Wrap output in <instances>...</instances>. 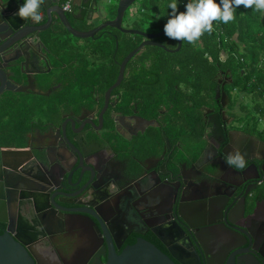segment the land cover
<instances>
[{"label":"flooded vegetation","instance_id":"1","mask_svg":"<svg viewBox=\"0 0 264 264\" xmlns=\"http://www.w3.org/2000/svg\"><path fill=\"white\" fill-rule=\"evenodd\" d=\"M71 2L63 11L77 31L106 19H77ZM124 18L123 12L124 29L156 32L134 26L138 19L126 26ZM19 34L11 53L20 55L23 72L10 79L26 90H6L0 149H29L32 156L16 170L0 166V192L4 180L15 186L6 193L7 223L35 264H88L91 257L104 264L107 255L141 241L175 264H264V139L246 130L238 107L228 108L234 92L224 91L229 74L218 72L207 103L191 114H172L171 102L160 98L154 106L146 99L158 86L149 53L157 44H143L128 57L117 85L104 94L120 61L146 37L105 26L73 42L56 16L43 30ZM67 49L76 53L63 68ZM41 61L46 66L34 68ZM39 97L46 100L43 117L28 124L33 108H24ZM236 147L245 154L243 170L225 161Z\"/></svg>","mask_w":264,"mask_h":264},{"label":"trees","instance_id":"2","mask_svg":"<svg viewBox=\"0 0 264 264\" xmlns=\"http://www.w3.org/2000/svg\"><path fill=\"white\" fill-rule=\"evenodd\" d=\"M170 2L142 0V12L134 26L164 30ZM177 3L178 10L183 11L187 2L177 0ZM235 16L228 24L214 22L213 32L205 33L195 45L180 41L177 50L150 45V59L154 63L150 74L153 83L158 85L155 95L163 94V97L147 94L146 99L156 106L162 98L164 102L172 103V114L177 110L191 114L200 104L207 103L218 72L229 74L231 80L226 82L224 91L229 95L233 89L235 97L230 98L228 108L237 102L246 130L264 139V12L240 7L235 10ZM157 39L168 48L176 45V40L169 39L164 33ZM132 45L126 44L118 59ZM242 97L249 100V105L240 99Z\"/></svg>","mask_w":264,"mask_h":264},{"label":"water","instance_id":"3","mask_svg":"<svg viewBox=\"0 0 264 264\" xmlns=\"http://www.w3.org/2000/svg\"><path fill=\"white\" fill-rule=\"evenodd\" d=\"M87 2H71V6L77 7L78 13L81 17L77 19H82L83 15L87 21H90L92 17L99 16V12H106V9L111 5L105 0H86ZM134 0H116L114 7V15L111 18H106L96 26L89 30L77 31L72 28L66 20L63 9L60 4H57V0H45V3L41 6V16L45 17L43 24H35L31 19H21L16 15L17 8L23 0H0V93L5 90H13L16 92H22L26 90L23 85H17L16 81L11 80L13 78L15 71L23 72L22 62L19 60L18 54L13 55L11 52L14 43L20 40L22 37L19 33L25 32H36L38 30L45 29L50 22V19L56 16V21H59L73 36L78 38H84L87 36H92L96 30L102 27L109 26L117 28L121 31H132L136 32L147 40H142L139 44L130 50L120 61L118 65V72L114 82H112L106 89L104 94L107 95L109 90L116 86L122 73V67L124 62L128 57H130L141 45L147 43L157 44L165 49L162 44L155 40L153 37L163 34L164 30H159L156 32L148 33L135 29H124L120 26L121 16L125 9ZM79 7H78V6ZM87 13H90L88 16ZM19 34V35H18ZM16 45V44H15ZM180 46V41H176V45L173 49L177 50ZM30 92L42 93L39 90H34L32 88H27ZM217 91V89H216ZM224 93L221 92V98ZM104 106L99 111L98 117L100 118L101 112ZM215 125L219 132H221L220 122L218 115H215ZM61 134H63V127L60 129ZM32 156L31 150L29 149H17V148H2L0 149V166L5 168H10L16 170L23 162L30 160ZM82 170L79 172L81 176ZM90 177V175H89ZM88 177V178H89ZM3 192H0V222L4 224L5 230L0 232V264H35V257L26 245L18 240V233L12 229L11 225H8L5 213V203L7 201L6 193L12 191L15 186L6 180L2 181ZM18 184L16 183V186ZM20 188V186L18 185ZM179 262L184 261L181 258L176 257ZM88 264H99L98 261L91 257ZM104 264H175L172 262L165 254H163L159 249H157L153 244L146 242L134 243L127 249H123L118 255H107Z\"/></svg>","mask_w":264,"mask_h":264},{"label":"clouds","instance_id":"4","mask_svg":"<svg viewBox=\"0 0 264 264\" xmlns=\"http://www.w3.org/2000/svg\"><path fill=\"white\" fill-rule=\"evenodd\" d=\"M45 0H23L16 15L21 19H31L39 23L42 19L41 6ZM243 7L264 12V0H187L183 11L178 10L177 0L168 4L169 13L164 24V34L171 40L187 41L195 45L205 34L213 32L214 22L228 24L234 21L235 10ZM226 163L235 170L247 167L245 154L239 147L225 155ZM170 225L165 223L164 227Z\"/></svg>","mask_w":264,"mask_h":264},{"label":"crops","instance_id":"5","mask_svg":"<svg viewBox=\"0 0 264 264\" xmlns=\"http://www.w3.org/2000/svg\"><path fill=\"white\" fill-rule=\"evenodd\" d=\"M65 0H62V3L64 2ZM73 1V2H76L77 4H79L80 2H87L86 0H70V2ZM105 1H108V4H110L112 7H108L106 9V12H99V17L98 18H95V19H98L96 22H99L101 21L103 18H111L112 15L114 14V5H115V1L116 0H105ZM135 1V0H134ZM134 1L128 6L129 8L128 9H125L124 11V14H125V18L124 20H122V22L124 23V25H130L132 20L133 19H138L139 18V15L142 11H140L141 9V2L142 0L140 1L139 0V3L138 2H135L137 4L134 3ZM181 1H184V2H187V0H181ZM69 2V3H70ZM61 3V5H62ZM78 6V5H77ZM79 7V6H78ZM79 8L77 7H73V12L74 14L77 13ZM85 25V24H84ZM64 53H66V57L64 56V58H62V61H60L61 63H63L62 65H64L63 68H65V65L67 64H70L71 61H69L70 58L74 59V55L76 53V50L75 49H72V50H69L67 49V51L63 50ZM61 57H62V54H61ZM99 59L97 61L98 65H102L104 62H103V59L104 57L103 56H98ZM53 63V62H52ZM57 63V62H56ZM59 63V62H58ZM39 64L41 65V67L43 68L44 66V63L41 61V63L37 62L36 64H34V68H39ZM31 68V67H30ZM37 69H34V71L32 73H35L37 74L38 73V70L35 71ZM63 70V69H62ZM72 75V70H71V73ZM8 98H9V94L6 93V90L2 92V94L0 93V107H6V105L8 104ZM1 115V114H0ZM6 115V114H2V116H0V118L2 119L3 116Z\"/></svg>","mask_w":264,"mask_h":264},{"label":"rangeland","instance_id":"6","mask_svg":"<svg viewBox=\"0 0 264 264\" xmlns=\"http://www.w3.org/2000/svg\"><path fill=\"white\" fill-rule=\"evenodd\" d=\"M141 1V0H140ZM116 2V1H115ZM135 2H138L139 3V0H135L134 1V3ZM133 4V3H132ZM131 4V5H132ZM135 4H137V3H135ZM112 6H110V8H111ZM114 7H115V5H114ZM129 7H127L126 9H128ZM69 37H70V39L73 41V42H75L76 40H79V41H81L82 40V38H75V37H73V36H71V35H69ZM231 95H232V97L234 98L235 96H234V92L232 91V93H231ZM32 100V97H25L24 98V100ZM243 102H247L248 103V105H249V100L247 99V98H245V97H242V98H240ZM38 100L40 101V103L38 102ZM44 102H46V100L44 99V98H40L39 97V99H37L36 98V100H35V103H34V106H32V105H27V108L25 107L24 108V110H28V108H33L32 109V115H30L29 117H28V124H30L32 121L33 122H36V121H38V120H41L42 119V117H43V110H40V109H42L43 108V104H44ZM46 104V103H45ZM21 106V105H20ZM231 106H233L232 107V111H235V112H237L238 110H237V108L236 107H238V105H237V102H233L232 103V105ZM14 108H17V106H15ZM21 108H22V106H21ZM6 112H7V105H6V107H0V114L2 115V114H6ZM240 113V112H239ZM236 115V114H235ZM238 117V116H237ZM233 120H234V118H233ZM240 121H241V118L239 119ZM240 121H238V123H240ZM4 122H6V115H4L3 116V118L2 119H0V125L1 124H3ZM4 125H6V124H4ZM236 125H238L237 123H236ZM8 134H7V132L5 133V137L7 136ZM10 135L11 136H13L12 138H14V135H13V132H10Z\"/></svg>","mask_w":264,"mask_h":264},{"label":"built area","instance_id":"7","mask_svg":"<svg viewBox=\"0 0 264 264\" xmlns=\"http://www.w3.org/2000/svg\"><path fill=\"white\" fill-rule=\"evenodd\" d=\"M69 2L70 0H65L61 5L62 9L67 10L69 8Z\"/></svg>","mask_w":264,"mask_h":264}]
</instances>
